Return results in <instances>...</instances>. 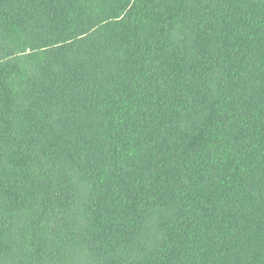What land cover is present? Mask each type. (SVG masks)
<instances>
[{
    "label": "trees",
    "instance_id": "obj_1",
    "mask_svg": "<svg viewBox=\"0 0 264 264\" xmlns=\"http://www.w3.org/2000/svg\"><path fill=\"white\" fill-rule=\"evenodd\" d=\"M0 264H264V0H0Z\"/></svg>",
    "mask_w": 264,
    "mask_h": 264
}]
</instances>
